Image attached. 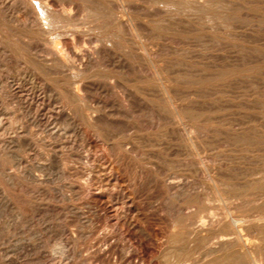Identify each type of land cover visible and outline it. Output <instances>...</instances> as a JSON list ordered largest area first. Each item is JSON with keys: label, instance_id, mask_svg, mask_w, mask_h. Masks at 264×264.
I'll list each match as a JSON object with an SVG mask.
<instances>
[{"label": "rangeland", "instance_id": "obj_1", "mask_svg": "<svg viewBox=\"0 0 264 264\" xmlns=\"http://www.w3.org/2000/svg\"><path fill=\"white\" fill-rule=\"evenodd\" d=\"M61 1L39 3L53 11L64 7L79 24H71V28L69 24L64 28L67 31L53 35L39 26L27 32L23 22H28L31 8H21V0H0V171L4 168L0 172V264H160L165 261L170 238L186 227L189 216L195 219L204 211L203 215L209 211L219 215L228 208L236 218L264 213V194H254L250 186L253 176L243 173L264 165V0ZM115 5L121 7V20L129 21L136 35L113 23L110 9ZM96 8H103L102 14ZM53 11L50 19L61 22L66 18ZM50 40H57L55 49L62 54H66L67 44L75 45L79 49L76 66L83 67L84 54L91 51L83 74L73 77L66 69L49 70L45 57L50 56L46 53L52 47ZM73 79L82 85L80 95L70 90ZM123 85L130 86V96ZM253 161L258 164L251 165ZM167 176L181 179L180 184H170ZM231 182H245L250 192L246 198L253 200L249 204L245 198L248 206L235 199L226 204L221 199ZM168 217L170 225L165 222ZM246 231L251 233L250 249L260 231Z\"/></svg>", "mask_w": 264, "mask_h": 264}, {"label": "bare ground", "instance_id": "obj_2", "mask_svg": "<svg viewBox=\"0 0 264 264\" xmlns=\"http://www.w3.org/2000/svg\"><path fill=\"white\" fill-rule=\"evenodd\" d=\"M17 1V0H16ZM22 2H21V4H18V5H20V7L21 8H25V7H30L31 8V10H32V13H30V16H29V18H28V22L27 21H25V22H23V25H25L26 27H27V32H33V30L37 27V26H39V27H42L43 29H44V31L45 32H47V33H50V34H52L53 33V35H55L54 33L56 32H59V31H61L62 32V29H63V31L65 30V29H68L67 27H68V25L70 24V28H71V24L72 25H78L79 24V22H78V24H75V23H77L75 20H73V21H75L74 23H73V21H72V19H70V18H72V17H70L71 16V13L70 12H67L66 11V9L64 8V7H61V9H60V6H59V9L60 10H57V9H55L54 11L51 9V7H49L48 5H46V3H44V4H42V5H40V3H39V0H21ZM43 1V0H42ZM46 1H49V0H46ZM61 1V0H60ZM68 1V0H67ZM72 1H74V0H72ZM87 1V0H86ZM92 1V0H91ZM163 1V0H162ZM225 1H227V0H225ZM62 2V1H61ZM112 2V1H111ZM156 2V1H155ZM177 2V1H176ZM3 3V2H2ZM5 3H7V2H5ZM48 3V2H47ZM53 4H57V3H55V2H52ZM67 3V2H66ZM69 3V2H68ZM113 3H116V2H113ZM198 3V2H197ZM200 3V2H199ZM238 3V2H237ZM8 4V3H7ZM111 4V3H110ZM238 4H240V2L238 3ZM242 4V3H241ZM50 5V4H49ZM64 5V4H63ZM62 5V6H63ZM113 5V4H112ZM184 5V4H183ZM222 5V4H221ZM58 6V5H57ZM66 6V5H65ZM71 5L69 4V7H70ZM72 6H74V5H72ZM87 6H88V4H87ZM180 6H182V5H180ZM214 6V5H213ZM10 7V6H9ZM67 7V6H66ZM75 7V6H74ZM99 7V6H98ZM103 7V6H102ZM104 7H106V6H104ZM6 8V7H5ZM37 8V9H36ZM68 8V7H67ZM86 8V7H85ZM89 8H90V6H89ZM95 8V7H94ZM121 7H119V6H117V5H115V6H111V9H110V12H111V15L112 16H114L113 17V23L115 22V24L116 25H121V27L127 32V34H131V35H134L135 33H134V27H133V25L129 22V21H123V20H121V18L122 17H120L119 15V13H121V9H120ZM231 8V7H230ZM36 9V10H35ZM97 9V8H96ZM233 9V8H232ZM1 10V9H0ZM4 10V9H3ZM7 10V9H6ZM5 10V11H6ZM9 10H10V8H9ZM95 10V9H94ZM98 10V12H100L101 14H102V12H103V8H102V12L101 11H99V9H97ZM12 11V10H11ZM36 11V13H35V15H33V13ZM55 12V13H61V14H63V16H64V14H66L65 16H66V18L64 19L62 16V18H63V20H61V22H56V21H54V20H52V19H50V17H51V12ZM85 11H86V9H85ZM72 12V11H71ZM87 12V11H86ZM97 12V11H96ZM162 12V11H161ZM199 12V11H198ZM8 13H10V12H8ZM12 13H13V11H12ZM73 13V12H72ZM81 13V12H80ZM89 13V12H88ZM94 13H95V11H94ZM99 13V14H100ZM78 14V13H77ZM109 14V13H108ZM8 15V14H7ZM11 15L12 14H9V16L11 17ZM68 15V16H67ZM105 15V14H104ZM107 15V14H106ZM8 16V17H9ZM75 16V15H74ZM85 16V15H84ZM108 16V15H107ZM110 16V15H109ZM108 16V17H109ZM262 16V15H261ZM3 17V16H2ZM6 17V16H5ZM60 17V18H61ZM76 17V16H75ZM78 18H80V17H78ZM84 18V17H83ZM135 18V17H134ZM230 18V17H229ZM3 19V18H2ZM9 19V18H8ZM110 19V18H109ZM124 19V18H123ZM232 19H234V18H232ZM82 20V19H81ZM111 20V19H110ZM127 20V19H126ZM160 21V20H159ZM249 21V20H248ZM257 21V20H256ZM18 22V21H17ZM134 22V21H133ZM234 22V21H233ZM110 24V23H109ZM81 25V24H80ZM79 25V26H80ZM113 25V24H112ZM97 26V25H96ZM74 27V29H75V26H73ZM72 27V28H73ZM65 28V29H64ZM69 28V29H70ZM121 28V29H122ZM165 28V27H164ZM73 29V30H74ZM85 29V28H84ZM118 29V28H117ZM76 30H78V32H79V29L76 27ZM75 30V31H76ZM98 30V29H97ZM114 30V29H113ZM35 31H36V29H35ZM65 31H67V30H65ZM64 31V32H65ZM69 32H71V31H69ZM72 33V32H71ZM77 33V32H76ZM109 33V32H108ZM114 33V32H113ZM49 34V35H50ZM67 33H65L64 35L65 36H67L66 35ZM70 34V33H69ZM146 34V33H145ZM63 35V34H62ZM61 35V36H62ZM63 35V36H64ZM95 35V34H94ZM114 35H115V33H114ZM136 35V34H135ZM35 35H33V37H34ZM43 36V35H42ZM25 37V36H24ZM36 37V36H35ZM34 37V38H35ZM50 37V36H49ZM59 37V36H58ZM122 37V36H121ZM81 38V37H80ZM128 38V37H127ZM126 38V39H127ZM134 38V37H133ZM33 39V38H32ZM49 39V38H48ZM56 39V38H55ZM201 39V38H200ZM17 40V39H16ZM34 40V39H33ZM46 40V39H45ZM135 39H133V41H134ZM137 40H138V38H137ZM204 40V39H203ZM51 41V40H50ZM55 41H57V40H55ZM54 40L53 41H51L50 43L52 44V47H50L49 48V50L47 51L46 50V53H48V55H50V56H47V57H45V59L47 60V63L46 64H48V68H49V70H52V71H54L56 68H60V69H66L67 71H65V72H71L72 73V76L73 77H76V76H80V74L82 73V71L83 70H85L86 69V67H87V65H88V62H89V60L92 58V56H93V54L91 53V51H88L86 54H84V56H85V58H84V65H83V67H82V65H81V67L80 66H76V62L74 63V61H75V59L78 57V55H79V49H77L76 48V46L75 45H73V44H65L66 45V54H62L60 51H58V50H56L55 49V46H56V42H55ZM60 41V40H59ZM126 41V40H125ZM143 41V40H142ZM201 41V40H200ZM84 42V41H83ZM87 41H85V43H86ZM91 42V41H90ZM135 42V41H134ZM27 43H28V41H27ZM42 43V42H41ZM65 43V42H64ZM92 43H93V41H92ZM137 43V42H136ZM222 43V42H221ZM50 44V45H51ZM80 44H82V43H80ZM77 45H79V43L77 44ZM137 45V44H136ZM146 45V44H145ZM14 46V45H13ZM85 46H86V44H85ZM88 46V45H87ZM94 46V45H93ZM87 48V47H86ZM91 48V47H90ZM96 48V52H98V53H100V54H102L103 53V50L101 49V48H98V47H95ZM136 48V47H135ZM138 48V47H137ZM29 50H30V47H29ZM32 50V49H31ZM88 50H91V49H89L88 48ZM141 50H143V49H141ZM20 51V50H19ZM38 51V50H37ZM83 52H84V49L82 50ZM82 51H80V52H82ZM85 51H87L86 49H85ZM93 51V50H92ZM110 51V50H109ZM139 51V50H138ZM39 52V51H38ZM106 52V51H105ZM149 52V51H148ZM23 53V52H22ZM108 53V52H107ZM150 53V52H149ZM34 54H35V52H34ZM39 54V53H38ZM94 54H95V52H94ZM128 54H130V53H128ZM207 54V53H206ZM82 55V54H81ZM109 55V54H108ZM157 55V54H156ZM43 56V55H42ZM52 56V57H51ZM83 56V55H82ZM95 56V55H94ZM98 56V55H97ZM103 56V55H102ZM129 56V55H128ZM151 56V55H150ZM37 57V56H36ZM96 57V56H95ZM100 57V56H99ZM105 57V56H104ZM111 57V56H110ZM114 57V56H113ZM123 57V56H122ZM220 57V56H219ZM31 59H32V57H30ZM82 59H83V57H81ZM97 58V57H96ZM126 58V57H125ZM125 58H123V59H125ZM127 58H129V57H127ZM140 58V57H139ZM261 58V57H260ZM37 58H35V60H36ZM87 59H88V61H87ZM99 59V58H98ZM203 59V58H202ZM206 59V58H205ZM95 60V59H94ZM97 60V59H96ZM129 60V59H128ZM100 61V60H99ZM116 61V60H115ZM19 62V61H18ZM128 62V61H127ZM130 62V61H129ZM82 63V62H81ZM101 63V62H100ZM104 63H105V61H104ZM162 63V62H161ZM99 64V63H98ZM114 64V63H113ZM119 64V63H118ZM156 64V63H155ZM155 64H152V65H155ZM160 64V63H159ZM91 65V64H90ZM127 65V64H126ZM130 65H131V63H130ZM130 65H127V67H126V69H127V72H129L130 71ZM134 65V64H133ZM220 65V64H219ZM225 65V64H224ZM230 65V64H229ZM234 65H236V64H234ZM238 65V64H237ZM245 65V64H244ZM100 66H101V64H100ZM108 66V65H107ZM47 67V66H46ZM91 67V66H90ZM132 67V66H131ZM159 67V66H158ZM88 68H89V66H88ZM117 68H119V67H117ZM144 68V67H143ZM175 68V67H174ZM180 68V67H179ZM114 69V68H113ZM145 69V68H144ZM166 69V68H165ZM182 69V68H181ZM157 70V69H156ZM160 70H162V69H160ZM175 70V69H174ZM184 70V69H183ZM189 70V69H188ZM245 70V69H244ZM251 70V69H250ZM56 71V70H55ZM134 71V70H133ZM154 71V70H153ZM190 71V70H189ZM229 71V70H228ZM64 72V71H63ZM68 72V73H69ZM152 72V71H151ZM162 72V71H161ZM153 73V72H152ZM169 73V72H168ZM207 73V72H206ZM32 74V73H31ZM50 74V73H49ZM66 74V73H65ZM70 74V73H69ZM83 74V73H82ZM115 74V73H114ZM147 74V73H146ZM164 74V73H163ZM205 74V73H204ZM257 74V73H256ZM35 75V74H34ZM61 75H63V74H61ZM104 75H106V74H104ZM103 75V76H104ZM49 76V75H48ZM164 76H165V74H164ZM220 76V75H219ZM246 76V75H245ZM249 76V75H248ZM247 76V77H248ZM253 76V75H252ZM33 77V76H32ZM64 77H65V75H64ZM113 77V76H112ZM111 77V78H112ZM144 77V76H143ZM157 77V76H156ZM243 77V76H242ZM255 77V76H254ZM34 78V77H33ZM62 78V77H61ZM81 78H82V76H81ZM124 78V77H123ZM142 78V77H141ZM154 78V77H153ZM165 78V77H164ZM171 78V77H170ZM174 77H172V79H173ZM46 79V78H45ZM63 79H66V78H63ZM68 79V78H67ZM79 79V78H78ZM83 79V78H82ZM126 79V78H125ZM133 79H134V77H133ZM152 79V78H151ZM215 79V78H214ZM21 80V79H20ZM32 80V79H31ZM69 80V79H68ZM71 80V79H70ZM73 80H75V79H73ZM77 80V79H76ZM75 80V81H76ZM81 80V79H80ZM118 80V79H117ZM156 80V79H155ZM187 80V79H186ZM257 80V79H256ZM33 81V80H32ZM57 81V80H56ZM75 81H71V83H69V81H68V83L70 84V86L69 85H66V86H69L70 87V90H71V92L72 93H74L75 95H80L79 94V92H80V89H82V88H80L81 86H79V84H77V81L75 82ZM164 81H165V79H164ZM252 81V80H251ZM258 81V80H257ZM30 82V81H29ZM62 82H64L63 80H62ZM242 82V81H241ZM245 82H246V79H245ZM37 83V82H36ZM78 83H79V81H78ZM110 83V82H109ZM119 83V82H118ZM152 83V82H151ZM183 83V82H182ZM253 83V82H252ZM65 84V83H64ZM191 84V83H190ZM257 84V83H256ZM37 85V84H36ZM63 85V84H62ZM94 85V84H93ZM96 85V84H95ZM107 85V84H106ZM114 85V84H113ZM251 85V84H250ZM253 85V84H252ZM251 85V86H252ZM254 85H255V82H254ZM29 86V85H28ZM109 86V85H108ZM123 86H125V91H127V92H125V94H129V92L131 91L130 90V86H126V85H123ZM154 86V85H153ZM247 86V85H246ZM35 87V86H34ZM62 87V86H61ZM107 87V86H106ZM110 87V86H109ZM148 87V86H147ZM169 87V86H168ZM245 87V86H244ZM63 88H65V86L63 87ZM114 88V87H113ZM151 87H149V89H150ZM69 89V88H68ZM67 88H66V91L68 90ZM116 89V88H115ZM148 89V90H149ZM152 89V88H151ZM156 88H154V90H155ZM170 89V88H169ZM181 89V88H180ZM223 89V88H222ZM158 90V89H157ZM157 90H155L156 92H157ZM170 90H173V89H170ZM169 90V91H170ZM13 91V90H12ZM27 91V90H26ZM62 91V90H61ZM113 91H115V90H113ZM118 91V90H117ZM144 91V90H143ZM142 91V92H143ZM188 91V90H187ZM197 91V90H196ZM70 92V93H71ZM82 92V91H81ZM121 92V91H120ZM152 92H154V91H152ZM156 92H154V93H156ZM174 92V91H173ZM181 92V91H180ZM228 92V91H227ZM84 93V92H83ZM118 93V92H117ZM145 93V92H144ZM183 93H184V91H183ZM187 93V92H186ZM203 93V92H202ZM238 93V92H237ZM240 93V92H239ZM23 94V93H22ZM68 94H69V91H68ZM120 94V93H119ZM121 94H124V93H121ZM160 95H162V93L160 92L159 93ZM159 94H157V96L159 95ZM168 94H169V92H168ZM171 94V93H170ZM178 94V93H177ZM205 94V93H204ZM261 94V93H260ZM25 95V94H24ZM29 95V94H28ZM156 95V94H155ZM166 95V94H165ZM191 95V94H190ZM190 95H189V98H190ZM198 95V94H197ZM201 95V94H200ZM211 95V94H210ZM252 96V94H249V96ZM110 96V95H109ZM129 96H130V94H129ZM148 96H151V95H149L148 94ZM157 96H156V98L155 99H157ZM175 96V95H174ZM177 96V95H176ZM247 96V95H246ZM64 98H65V96H63ZM70 97V96H69ZM68 97V98H69ZM73 97V96H72ZM92 97V96H91ZM111 97V96H110ZM135 97V96H134ZM173 97V96H172ZM74 98V97H73ZM163 99H164V97H162ZM161 98V99H162ZM180 98V97H179ZM70 99V98H69ZM76 98H74L73 100H75ZM78 99H80L79 97H78ZM82 99V98H81ZM154 99V98H153ZM159 99V98H158ZM158 99H157V101H158ZM6 100V99H5ZM63 100V99H62ZM83 100V99H82ZM117 100V99H116ZM129 100V99H128ZM219 100V99H218ZM248 100V99H247ZM28 101V100H27ZM160 101V100H159ZM215 101V100H214ZM232 101V100H231ZM66 102H68V101H66ZM106 102V101H105ZM123 102V101H122ZM125 102V101H124ZM161 102V101H160ZM89 103V102H88ZM116 104V103H115ZM179 104V103H178ZM243 104V103H242ZM241 104V105H242ZM245 104V103H244ZM257 104V103H256ZM255 104V105H256ZM259 104V103H258ZM261 104V103H260ZM153 105V104H152ZM181 105V104H180ZM238 105V104H237ZM247 105H248V103H247ZM247 105H246V107H247ZM253 105V104H252ZM63 106H65V105H63ZM88 106V105H87ZM86 106V107H87ZM89 106H90V103H89ZM88 106V107H89ZM115 106V105H114ZM149 106V105H148ZM162 106V105H161ZM160 106V107H161ZM170 106H172V105H170ZM182 106V105H181ZM184 106V105H183ZM212 106V105H211ZM224 106V105H223ZM229 106V105H228ZM102 107V106H101ZM125 107V106H124ZM177 107H178V105H177ZM188 107V106H187ZM245 107V106H244ZM259 107V106H258ZM92 108V107H91ZM93 108H94V106H93ZM97 108H99V107H97ZM182 108H184V107H182ZM260 108V107H259ZM18 109V108H17ZM16 109V110H17ZM82 109V108H81ZM126 109V108H125ZM251 109V108H250ZM155 110V109H154ZM70 111V110H69ZM162 111H163V109H162ZM165 111V110H164ZM167 111V110H166ZM184 111V110H183ZM239 111V110H238ZM68 112V111H67ZM129 112V111H128ZM185 112V111H184ZM231 112V111H230ZM95 113V112H94ZM177 114H179L178 112H176ZM93 114V113H92ZM105 114V113H104ZM124 114V113H123ZM132 114V113H131ZM225 114V113H224ZM85 115V114H84ZM95 114H93V116H94ZM151 115H153V114H151ZM183 115V114H182ZM247 115V114H246ZM70 116V115H69ZM73 116V115H72ZM184 116V115H183ZM252 116V115H251ZM259 116H260V114H259ZM67 117V116H66ZM217 117V116H216ZM249 117V116H248ZM247 117V118H248ZM256 117H258V115L256 116ZM85 118H86V115H85ZM91 118V117H90ZM173 118V117H172ZM175 118V117H174ZM246 118V117H245ZM250 118V117H249ZM86 119H88V118H86ZM94 120H95V118H93ZM157 119V118H156ZM241 119V118H240ZM243 119V118H242ZM260 119V118H259ZM74 120V119H73ZM173 120V119H172ZM171 120V121H172ZM231 120V119H230ZM233 120V119H232ZM170 121V122H171ZM242 121V120H241ZM87 122V121H86ZM176 122V121H175ZM178 122H179V120H178ZM223 122V121H222ZM94 123V122H93ZM113 123H115V122H113ZM116 123H118V122H116ZM167 123V122H166ZM231 123V122H230ZM119 124V123H118ZM126 124V123H125ZM178 124V123H177ZM243 124V123H242ZM12 125V124H11ZM30 125V124H29ZM73 125V124H72ZM123 125V124H122ZM191 126L190 127H195L193 124H190ZM180 126H181V123H180ZM185 126V125H184ZM101 127V126H100ZM105 127V126H104ZM186 127V126H185ZM192 127V128H193ZM242 127V126H241ZM4 128V127H3ZM19 128H21V127H19ZM95 128H96V126H95ZM94 128V129H95ZM117 128V127H116ZM115 128V129H116ZM121 128V127H120ZM132 128V127H131ZM100 129V128H99ZM106 129H107V127H106ZM112 129V128H111ZM114 129V128H113ZM114 129V130H115ZM119 129V128H118ZM173 129V128H172ZM177 129V128H176ZM245 129V128H244ZM97 130V129H96ZM104 130V129H103ZM108 130V129H107ZM169 130V129H168ZM174 130V129H173ZM177 130H179V129H177ZM192 130H195V129H192ZM215 130V129H214ZM246 130V129H245ZM60 131H62V129L60 130ZM98 131V130H97ZM106 131V130H105ZM113 131V130H112ZM116 131H118L117 129H116ZM121 131V130H120ZM172 131V130H171ZM196 131V130H195ZM259 131V130H258ZM3 132V131H2ZM96 132V131H95ZM132 132V131H131ZM161 132V131H160ZM164 132H166V131H164ZM170 132V131H169ZM168 132V133H169ZM174 132H175V130H174ZM187 132V131H186ZM218 132V131H217ZM260 132V131H259ZM7 133H8V131H7ZM97 133V132H96ZM111 133V132H110ZM121 133V132H120ZM134 133V132H133ZM187 133H190V132H187ZM229 133V132H228ZM23 134V133H22ZM147 134V133H146ZM159 134V133H158ZM166 134V133H165ZM174 134V133H173ZM245 134V133H244ZM252 134V133H251ZM97 135V134H96ZM116 135V134H115ZM114 135V136H115ZM128 135H130V134H128ZM160 135V134H159ZM172 135V134H171ZM174 135H176V134H174ZM173 135V136H174ZM232 135V134H231ZM235 135H236V133H235ZM256 135V134H255ZM135 136V135H134ZM162 136H164L163 134H162ZM172 136V137H173ZM183 136V135H182ZM190 136V135H189ZM192 136V135H191ZM190 136V137H191ZM204 136H205V134H204ZM113 137V136H112ZM142 137V136H141ZM157 137V136H156ZM170 137V136H169ZM186 137V136H185ZM184 137V138H185ZM226 137V136H225ZM103 138H105V137H103ZM140 138V137H139ZM159 138V137H158ZM178 138V133H177V136H176V139ZM181 138V137H180ZM194 138V137H193ZM235 138H236V136H235ZM127 139V138H126ZM130 139V138H129ZM136 139V138H135ZM150 139V138H149ZM152 139V138H151ZM161 139V138H160ZM163 139V138H162ZM166 139H167V137H166ZM196 139V138H195ZM195 139L193 140V141H195ZM222 139V138H221ZM224 139V138H223ZM258 139V138H257ZM140 140V139H139ZM146 140V139H145ZM144 140V141H145ZM154 140H155V137H154ZM164 141H165V139H163ZM169 140V138L167 139V141ZM178 140V139H177ZM181 140H183V139H181ZM242 140V139H241ZM245 140H248V139H246L245 138ZM112 140H110V142H111ZM143 141V140H142ZM160 141V140H159ZM158 141V142H159ZM166 141V142H167ZM173 141V140H172ZM214 141V140H213ZM259 141V140H258ZM104 142V141H103ZM149 141H147L146 143H148ZM154 142H156V141H154ZM175 142V141H174ZM180 142V141H179ZM235 142V141H234ZM92 143V142H91ZM106 143H107V141H106ZM115 143V142H114ZM139 143V142H138ZM141 143V142H140ZM144 143V142H143ZM161 143V142H160ZM164 143V142H163ZM235 143H237V142H235ZM104 144V143H103ZM154 144H156V145H158L157 143H154ZM212 144V143H211ZM224 144V143H223ZM240 144V143H239ZM254 144V143H253ZM115 145H116V143H115ZM153 145V144H152ZM159 145H161V147H163L162 146V144H159ZM165 145V144H164ZM189 145V144H188ZM111 146H113V145H111ZM118 145H116V147H117ZM240 146V145H239ZM37 147V146H36ZM114 147V146H113ZM119 147V146H118ZM122 147V146H121ZM136 147V146H135ZM137 147H140V146H137ZM169 147H170V145H169ZM168 147V148H169ZM186 147V146H185ZM190 147V146H189ZM214 147V146H213ZM3 148V147H2ZM5 148V147H4ZM155 148V147H154ZM191 148V147H190ZM1 149V148H0ZM6 149V148H5ZM114 149V148H113ZM140 149H142V148H140ZM165 149V148H164ZM172 149V148H171ZM177 149V148H176ZM216 149V148H215ZM3 150V149H2ZM117 150H118V148H117ZM120 150V149H119ZM124 150V149H123ZM137 150V149H136ZM192 150V149H191ZM257 150H258V153H259V149H256V152H257ZM260 150H262V149H260ZM264 150V149H263ZM4 151V150H3ZM130 151H132V150H130ZM108 152H109V150H108ZM164 152V151H163ZM171 152H173V151H171ZM195 152V151H194ZM198 152V151H197ZM203 152V151H202ZM252 152V151H251ZM254 152H255V150H254ZM262 152V151H261ZM6 153V152H5ZM122 153V152H121ZM160 153V152H159ZM168 153V152H167ZM176 153V152H175ZM2 152H0V156H2ZM116 154V153H115ZM144 154V153H143ZM146 155H148L147 153H145ZM144 154V155H145ZM182 154V153H181ZM180 154V155H181ZM194 154V153H193ZM206 154H207V152H206ZM256 154V153H255ZM6 155V154H5ZM141 155V154H140ZM155 155V154H154ZM179 155V156H180ZM195 155V154H194ZM196 155H197V153H196ZM258 155V154H257ZM109 156V155H108ZM123 156V155H122ZM126 156V155H125ZM152 156V155H151ZM170 156V155H169ZM231 156V155H230ZM246 156V155H245ZM258 156H260L261 157V154L260 155H258ZM7 157V156H6ZM161 157V156H160ZM199 157V156H198ZM204 157V156H203ZM243 157H244V155H243ZM242 157V158H243ZM249 157V156H248ZM116 158H117V156H116ZM128 158V157H127ZM165 158V157H164ZM180 158V157H179ZM202 158V157H201ZM246 158V157H245ZM255 158V157H254ZM263 158V157H262ZM1 159H3V158H1ZM209 159V158H208ZM238 159V158H237ZM264 159V158H263ZM15 160V159H14ZM122 160V159H121ZM141 160V159H140ZM160 160H162L161 158H160ZM165 160V159H164ZM163 160V161H164ZM199 160V159H198ZM255 160V159H254ZM167 161V159L165 160V162ZM256 161V160H255ZM264 161V160H263ZM48 162V161H47ZM99 162V161H98ZM204 162V161H203ZM254 162V161H253ZM259 162V161H258ZM260 162H261V160H260ZM108 163V162H107ZM170 163V162H169ZM198 163V162H197ZM242 163V162H241ZM244 163V162H243ZM249 163H251V162H249ZM257 162H254L253 164L251 163V165H254V164H256ZM3 164V163H2ZM6 164V163H5ZM258 164V163H257ZM87 165V164H86ZM155 165V164H154ZM157 165V164H156ZM175 165V164H174ZM177 165V164H176ZM262 165V164H261ZM170 166V165H169ZM183 166H185V165H183ZM1 167H3L2 165H1ZM6 167H8V166H6ZM126 167V166H125ZM167 167V166H166ZM176 167V166H175ZM207 167H208V165H207ZM235 167V166H234ZM242 167V166H241ZM87 168H89V167H87ZM98 168V167H97ZM144 168V167H143ZM168 168V167H167ZM172 167L170 166V169H171ZM180 168V167H179ZM200 168H203V167H200ZM211 168H213V167H211ZM217 168V167H216ZM219 168V167H218ZM238 168V167H237ZM4 169V168H3ZM2 169V170H3ZM8 169V168H7ZM21 169V168H20ZM122 169V168H121ZM160 169V168H159ZM158 169V170H159ZM204 169V168H203ZM235 169V168H234ZM242 169H243V167H242ZM245 169H247V167L245 168ZM244 169V170H245ZM249 169H250V167H249ZM1 170V171H2ZM78 170V169H77ZM103 170V169H102ZM167 170H169V169H167ZM179 170V169H178ZM202 170V169H201ZM214 170V169H213ZM212 170V171H213ZM222 170V169H221ZM228 170H229V168H228ZM238 171H240L241 170V168H240V170L239 169H237ZM0 171V172H1ZM13 171V170H12ZM21 171H23V170H21ZM20 171V172H21ZM26 171V170H25ZM93 171V170H92ZM100 171V170H99ZM104 171V170H103ZM131 171V170H130ZM129 171V172H130ZM216 171H217V169H216ZM227 171V170H226ZM231 171V170H230ZM229 171V172H230ZM235 171V170H234ZM237 171V172H238ZM243 171V170H242ZM241 171V172H242ZM247 171L248 170H246V171H244L243 173H245V174H250V175H252L253 176V180L250 182V186H252L254 189H255V191H253L254 192V194L256 193V192H258L259 194H258V196H260V197H262L261 195L262 194H264V165L263 166H256V167H254L249 173H247ZM4 172L5 171H3V174H4ZM14 172V171H13ZM16 172H18V171H16ZM173 172V171H172ZM171 172V173H172ZM215 172V171H214ZM223 172H225V171H223ZM6 173V172H5ZM24 173H26V172H24ZM91 173V172H90ZM174 173V172H173ZM179 173H181V172H179ZM219 173H220V171H219ZM222 173V172H221ZM227 173V172H226ZM234 173V172H233ZM236 173V172H235ZM100 174V173H99ZM117 174V173H116ZM163 174V173H162ZM183 174V173H182ZM237 174V173H236ZM245 174H243V176L245 175ZM2 175V174H1ZM9 176H12V175H10V174H8ZM109 175V174H108ZM175 175V174H174ZM180 175V174H179ZM179 175H177L178 176V178L179 177H181V176H179ZM205 175V174H204ZM222 175V174H221ZM225 175V173H223V175L222 176H224ZM228 175V174H227ZM227 175H225L226 176V178H227ZM16 176V175H15ZM19 176H21V174L19 175ZM24 176V175H23ZM99 176V175H98ZM239 177V175H236V177ZM242 176V177H243ZM33 177V176H32ZM37 177V176H36ZM120 177V176H119ZM168 177V176H167ZM190 177V176H189ZM229 177V176H228ZM235 177V178H236ZM241 177V178H242ZM245 177V176H244ZM16 178H17V176H16ZM24 178V177H23ZM103 178V177H102ZM212 178H213V175H212ZM231 178V177H230ZM11 180H16L14 177L12 178H10ZM20 179V178H19ZM155 179H156V177H155ZM161 179H162V177H161ZM166 179V178H165ZM208 179V178H207ZM206 179V180H207ZM216 179V178H215ZM252 179V178H251ZM25 180V179H24ZM23 180V181H24ZM38 180V179H37ZM97 180V179H96ZM108 180V179H107ZM163 180V179H162ZM161 180V181H162ZM167 180H168V182L170 183V184H172V185H174V186H177L178 184H180V180L181 179H177V177H175V176H171V177H168L167 178ZM216 180H218V179H216ZM215 180V181H216ZM247 180V179H246ZM20 181H22V180H20ZM35 181V180H34ZM33 181V182H34ZM41 181V180H40ZM87 181V180H86ZM208 181V180H207ZM211 181V180H210ZM214 181V182H215ZM238 181V179L236 180V182ZM249 181V180H248ZM72 182V181H71ZM91 182H92V180H91ZM191 182V181H190ZM209 182V181H208ZM220 182V181H219ZM15 183V182H14ZM114 183V182H113ZM210 183V182H209ZM222 183V182H221ZM233 182H231V183H229V185H231ZM242 184L243 183H245V182H241ZM82 184V183H81ZM95 184V183H94ZM158 184V183H157ZM161 184H163V183H161ZM215 184V183H214ZM218 184V183H217ZM223 184V183H222ZM225 184V183H224ZM240 184V183H237V184H234V185H231V186H227V188H226V190H225V197H223L222 195H221V199H223V201H225L226 202V204L228 203V202H230L231 200H237L238 202L240 201V203L242 204V203H245V205H247L248 206V203L250 204V201L252 200V199H249V202H248V197L246 198V196L248 195V194H250V192H249V189L246 187L245 188V185L243 184ZM103 185V184H102ZM108 185V184H107ZM138 185V184H137ZM145 185V184H144ZM185 185H186V183H185ZM188 185V184H187ZM192 184H190V186H191ZM195 185V184H194ZM248 185V184H247ZM92 186V185H91ZM104 186V185H103ZM114 187H115V185H113ZM193 186V185H192ZM215 186V185H214ZM24 187V186H23ZM86 187V186H85ZM158 187V186H157ZM167 187V186H166ZM185 187V186H184ZM26 188V187H25ZM82 188V187H81ZM138 188V187H137ZM192 188V187H191ZM196 188V187H195ZM194 188V189H195ZM173 189V188H172ZM202 189V188H201ZM209 189V188H208ZM214 189V188H213ZM25 190V189H24ZM99 190V189H98ZM150 190V189H149ZM171 190V189H170ZM187 190V189H186ZM192 190V189H191ZM215 190V189H214ZM27 191V190H26ZM158 191V190H157ZM180 191V190H179ZM178 191V192H179ZM182 191H185L184 189L182 190ZM196 192V189L195 190H193V192ZM201 191V190H200ZM181 192V191H180ZM199 192V191H198ZM207 192V191H206ZM223 192V191H222ZM253 192H251V194L253 193ZM36 193V192H35ZM85 193H86V191H85ZM104 193V192H103ZM150 193V192H149ZM164 193V192H163ZM182 193V192H181ZM209 193V192H208ZM77 194V193H76ZM185 194V193H184ZM196 194V193H195ZM8 195V194H7ZM130 195H131V193H130ZM189 195V194H188ZM194 195V194H193ZM198 195V194H197ZM253 195V194H252ZM257 195V194H256ZM29 196V195H28ZM150 196V195H149ZM190 196V195H189ZM209 196V195H208ZM215 196V195H214ZM217 196V195H216ZM66 197V196H65ZM137 197V196H136ZM185 197V196H184ZM211 197H212V195H211ZM9 198H12V197H10L9 196ZM63 198V197H62ZM79 198V197H78ZM87 198V197H86ZM190 199H191V196L189 197ZM216 198V197H215ZM245 198L247 199V202L248 203H246V201H245ZM254 198V197H253ZM13 199V198H12ZM26 199H27V197H26ZM193 199V198H192ZM255 199V198H254ZM256 199H257V196H256ZM255 199V200H256ZM28 200V199H27ZM30 200V199H29ZM43 200V199H42ZM115 200V199H114ZM121 200V199H120ZM259 200H260V198H259ZM15 201V200H14ZM13 201V202H14ZM35 201V200H34ZM33 201V202H34ZM100 201V200H99ZM118 201V200H117ZM212 201V200H211ZM253 201V200H252ZM261 201V200H260ZM36 202V201H35ZM106 202V201H105ZM123 202V201H122ZM187 202V201H186ZM219 202H221V201H219ZM238 202L236 203H234V204H236V206L237 205H239L238 204ZM263 202V201H262ZM41 203V202H40ZM39 203V204H40ZM152 203V202H151ZM205 203V202H204ZM14 204V203H13ZM29 204V203H28ZM206 204V203H205ZM223 204V203H222ZM233 204V205H234ZM49 205V204H48ZM189 205V204H188ZM200 205H203V204H200ZM219 205H220V203H219ZM122 206V205H121ZM186 206V205H185ZM196 206V205H195ZM226 206V205H225ZM250 206V205H249ZM253 206V205H252ZM159 207V206H158ZM241 207H242V205H241ZM254 207V206H253ZM15 208V207H14ZM22 208V207H21ZM31 208V207H30ZM47 208V207H46ZM181 208V207H180ZM186 208V207H185ZM191 208V207H190ZM223 208V207H222ZM234 209H235V207H233ZM236 208H238V207H236ZM247 208V207H246ZM28 209V208H27ZM173 209V208H172ZM177 209V208H176ZM189 209V208H188ZM221 209V208H220ZM219 209V210H220ZM239 209V208H238ZM183 210V209H182ZM192 210V209H191ZM197 210V209H196ZM215 210H217V209H215ZM171 211V210H170ZM178 211H180V210H178ZM218 211V210H217ZM110 212V211H109ZM205 212V211H204ZM204 212H203V214H204ZM219 212V211H218ZM234 212V211H233ZM236 212V211H235ZM252 212V211H251ZM18 213V212H17ZM137 213V212H136ZM139 213V212H138ZM155 213V212H154ZM196 213V212H195ZM248 213H250L249 211L248 212H246V214H248ZM254 213V212H253ZM261 214H257L258 216L256 217V216H252L251 214L249 215V216H244L243 214H242V216L243 217H239V218H236V217H234L233 215H232V213H231V209H227V210H223L219 215H217L216 214V212L214 213V212H212V211H209V213L207 214V215H198L197 217H195V219H191V218H189L188 217V219H187V222H186V227H182V228H180L178 231H174L175 233L173 234V236L170 238V246H169V249L166 251V253H165V261H164V263L163 262H161L160 264H264V258H263V256H262V254H263V252H264V213H262V212H260ZM140 214V213H139ZM139 214H138V216H139ZM152 214V213H151ZM189 214V213H188ZM38 215V214H37ZM130 215V214H129ZM132 215V214H131ZM156 215V214H155ZM159 215H161V214H159ZM164 215V214H163ZM241 215V214H240ZM143 216L144 215H142V218H143ZM185 216V215H184ZM127 217V216H126ZM132 217V216H131ZM161 218H162V216H160ZM191 217H193V216H191ZM141 218V217H140ZM146 218V217H145ZM144 218V219H145ZM152 218V217H151ZM163 218H164V216H163ZM167 218V217H166ZM123 219V218H122ZM124 219H129V218H124ZM158 219H160L159 217H158ZM170 219V220H169ZM174 219H175V217H174ZM178 219V218H177ZM181 218H179V220H180ZM142 220V219H141ZM146 220V219H145ZM168 220H169V222L166 220L165 221V219H164V221L167 223V225H170V224H168V223H170L171 222V217L169 218L168 217ZM176 220V219H175ZM185 219H183V221H184ZM88 221V220H87ZM115 221H118V220H115ZM163 221V222H164ZM178 220H176L175 222H177ZM122 222V221H121ZM131 222H132V220H131ZM135 222V221H134ZM144 222V221H143ZM147 222V221H146ZM155 222V221H154ZM157 223H159L158 221H156ZM161 222H162V219H161ZM164 222V223H165ZM173 222H174V220H173ZM101 223V222H100ZM183 223V222H182ZM132 224V223H131ZM173 224V223H172ZM114 225V224H113ZM137 225V224H136ZM136 225H134V226H136ZM145 225V224H144ZM163 225V224H162ZM162 225H160V227L162 226ZM167 225H164L163 227L165 228V226H167ZM142 226V225H141ZM173 226H175V225H173ZM181 226V225H180ZM184 226V225H183ZM90 227V226H89ZM144 227V226H143ZM149 227V226H148ZM160 227H158V228H160ZM172 227V226H171ZM177 227H178V225H177ZM60 228V227H59ZM173 228H175V227H173ZM255 228H257V231H258V228L260 229L259 231H260V236H259V240L257 239V240H255L254 238V245L252 246V244H251V248L249 249L248 248V241H249V234H251V233H249V232H247L246 230H254ZM126 229V228H125ZM133 229H134V227H133ZM132 229V230H133ZM150 229H152V228H150ZM166 229H169V230H171V228H166ZM176 229V228H175ZM97 230V229H96ZM127 230V229H126ZM149 230V229H148ZM163 230V229H162ZM168 230V231H169ZM135 231V230H134ZM144 231V230H143ZM151 231H154V230H151ZM161 231V230H160ZM167 231V230H166ZM259 231L256 233V234H259ZM68 232V231H67ZM98 232V231H97ZM147 232H149V231H147ZM164 232V231H163ZM171 232V231H170ZM2 233V232H1ZM82 233V232H81ZM146 233V232H145ZM149 233H151V232H149ZM161 233V232H160ZM165 233V232H164ZM118 234V233H117ZM154 234H156L155 232H154ZM167 234V233H166ZM165 234V235H166ZM163 234H161V235H159V236H162ZM169 235H171V233H169ZM56 236V235H55ZM167 236V235H166ZM258 236V235H257ZM91 237V236H90ZM104 237V236H103ZM102 237V238H103ZM108 237V236H107ZM110 237V236H109ZM108 237V238H109ZM163 237H164V235H163ZM168 237V236H167ZM170 237V236H169ZM147 238V237H146ZM62 239V238H61ZM140 239V238H139ZM148 239V238H147ZM160 239V238H159ZM158 239V240H159ZM162 239V238H161ZM152 240V239H151ZM156 240V239H155ZM155 240H152V241H155ZM104 242H106L105 240H103ZM142 241V240H141ZM151 241V242H152ZM56 242V241H55ZM110 242V241H109ZM143 242V241H142ZM150 242V243H151ZM156 242V241H155ZM81 243V242H80ZM157 243V242H156ZM163 243H164V240H163ZM98 244V243H97ZM106 244V243H105ZM104 244V245H105ZM168 243L166 244V245H169ZM100 245H102V244H100ZM113 245V244H112ZM111 245V247H113ZM139 245V244H138ZM149 245H151V244H149ZM54 246V245H53ZM60 246V245H59ZM86 246V245H85ZM131 246V245H130ZM163 246V245H162ZM250 246V245H249ZM18 247V246H17ZM56 247V246H55ZM110 247V248H111ZM157 247H159L158 245H157ZM7 248V247H6ZM25 248V247H24ZM100 248V247H99ZM115 248V247H114ZM118 248V247H117ZM122 248V247H121ZM143 248H144V246H143ZM150 248V247H149ZM148 248V246H147V248L146 249H149ZM155 248V247H154ZM159 248H162V247H159ZM159 248H157V249H159ZM54 249V248H53ZM105 250H106V248H104ZM108 249H109V247H108ZM6 250V249H5ZM22 250V249H21ZM57 250H58V248H57ZM118 250V249H117ZM123 250V249H122ZM125 250V249H124ZM129 250V249H128ZM155 250V249H154ZM164 250V249H163ZM28 251V250H27ZM97 251V250H96ZM109 251H110V249H109ZM114 251V250H113ZM136 251V250H135ZM4 252H6V251H4ZM105 252V251H104ZM112 252V251H111ZM111 252H110V254H111ZM119 252V251H118ZM154 252V251H153ZM158 252V251H157ZM160 252H162V251H160ZM95 253H97V252H95ZM114 253V252H113ZM147 253V252H146ZM150 253H152V252H150ZM11 254V253H10ZM14 254H16V253H14ZM31 254V253H30ZM35 254V253H34ZM100 254V253H99ZM105 254H106V252H105ZM104 254V255H105ZM109 254V253H108ZM119 254V253H118ZM264 255V254H263ZM6 256V255H5ZM9 256V255H8ZM26 256V255H25ZM100 256H101V254H100ZM99 256V257H100ZM110 256V255H109ZM127 256V255H126ZM130 256H131V254H130ZM163 256V257H164ZM7 257V256H6ZM5 257V258H6ZM10 257V256H9ZM98 257V256H97ZM98 257V258H99ZM120 257V256H119ZM119 257H118V259H119ZM28 258V257H27ZM63 258V257H62ZM102 258H103V255H102ZM112 258V257H111ZM132 258V257H131ZM67 259V258H66ZM157 259V258H156ZM16 260V259H15ZM25 260H26V258H25ZM28 260H30L29 258H28ZM98 260H101V259H98ZM140 260H142V259H140ZM153 260V259H152ZM158 260V259H157ZM164 260V259H163ZM162 260V261H163ZM27 261V260H26ZM104 261V260H103ZM111 261V260H110ZM127 261V260H126ZM149 261V260H148ZM160 261V260H159ZM158 261V262H159ZM11 262V261H10ZM107 262H108V258H107ZM133 262V261H132ZM154 262V261H153ZM156 263H157V261H155ZM130 263H131V261H130ZM134 263V262H133ZM140 263H142V262H140ZM145 263V262H144ZM151 263V262H150ZM13 264V263H12ZM93 264V263H92ZM100 264H101V261H100ZM104 264H106V263H104ZM143 264V263H142ZM146 264V263H145ZM155 264V263H154Z\"/></svg>", "mask_w": 264, "mask_h": 264}]
</instances>
